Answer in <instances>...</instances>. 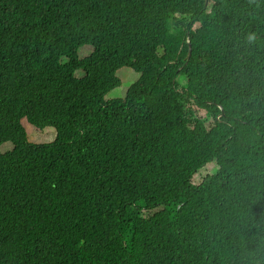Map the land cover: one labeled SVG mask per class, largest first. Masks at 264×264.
Listing matches in <instances>:
<instances>
[{"label": "trees", "instance_id": "obj_1", "mask_svg": "<svg viewBox=\"0 0 264 264\" xmlns=\"http://www.w3.org/2000/svg\"><path fill=\"white\" fill-rule=\"evenodd\" d=\"M0 264H264V0H0Z\"/></svg>", "mask_w": 264, "mask_h": 264}, {"label": "rangeland", "instance_id": "obj_2", "mask_svg": "<svg viewBox=\"0 0 264 264\" xmlns=\"http://www.w3.org/2000/svg\"><path fill=\"white\" fill-rule=\"evenodd\" d=\"M91 51L92 45L90 44H84L78 48V53L81 57L88 55ZM76 75L81 76L83 75V73L81 70H77ZM117 75L119 76L122 82L119 86L113 88L106 94V99L123 97L129 85L138 79L139 72L133 70L131 67L124 66L117 70ZM179 80L181 84H184L186 79L184 77H179ZM200 114L203 115V112H201ZM22 123L26 129L28 139L32 142L51 141L56 135V130L52 126H48L44 129H39L25 119L24 121H22ZM11 146L12 144L10 142H6L1 145V149L2 151H5L7 149H10Z\"/></svg>", "mask_w": 264, "mask_h": 264}, {"label": "water", "instance_id": "obj_3", "mask_svg": "<svg viewBox=\"0 0 264 264\" xmlns=\"http://www.w3.org/2000/svg\"><path fill=\"white\" fill-rule=\"evenodd\" d=\"M207 4H208V0H205V5H207ZM190 55H191V46H189V52H188V55H187L188 59H189Z\"/></svg>", "mask_w": 264, "mask_h": 264}, {"label": "clouds", "instance_id": "obj_4", "mask_svg": "<svg viewBox=\"0 0 264 264\" xmlns=\"http://www.w3.org/2000/svg\"><path fill=\"white\" fill-rule=\"evenodd\" d=\"M93 49V48H92Z\"/></svg>", "mask_w": 264, "mask_h": 264}]
</instances>
